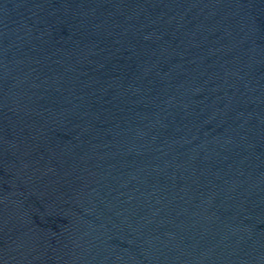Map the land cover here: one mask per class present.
<instances>
[{
	"label": "water",
	"instance_id": "95a60500",
	"mask_svg": "<svg viewBox=\"0 0 264 264\" xmlns=\"http://www.w3.org/2000/svg\"><path fill=\"white\" fill-rule=\"evenodd\" d=\"M0 264H264V0H0Z\"/></svg>",
	"mask_w": 264,
	"mask_h": 264
}]
</instances>
